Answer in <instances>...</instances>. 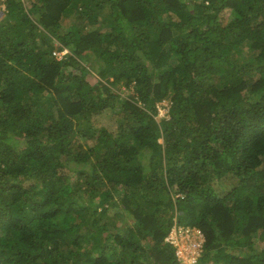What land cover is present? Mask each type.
I'll return each mask as SVG.
<instances>
[{
    "label": "trees",
    "instance_id": "1",
    "mask_svg": "<svg viewBox=\"0 0 264 264\" xmlns=\"http://www.w3.org/2000/svg\"><path fill=\"white\" fill-rule=\"evenodd\" d=\"M2 4L0 264H264V0Z\"/></svg>",
    "mask_w": 264,
    "mask_h": 264
},
{
    "label": "built area",
    "instance_id": "2",
    "mask_svg": "<svg viewBox=\"0 0 264 264\" xmlns=\"http://www.w3.org/2000/svg\"><path fill=\"white\" fill-rule=\"evenodd\" d=\"M4 0H0V6ZM68 50L64 49L59 53H67ZM56 53V52H55ZM185 236H192L189 244H185ZM167 242L173 244L175 247L176 255L181 264H197L199 257L203 252V243L205 236L203 232L195 227L178 225L176 223L170 233L167 235Z\"/></svg>",
    "mask_w": 264,
    "mask_h": 264
},
{
    "label": "rangeland",
    "instance_id": "3",
    "mask_svg": "<svg viewBox=\"0 0 264 264\" xmlns=\"http://www.w3.org/2000/svg\"><path fill=\"white\" fill-rule=\"evenodd\" d=\"M3 4L0 6L2 7ZM63 55V53H59L58 51H56L55 53V56L57 57H61ZM167 100L163 101V106H161L162 104L159 103L160 105V109H161V114H164L165 112H167V108L165 107H168V106H165L167 104ZM165 106V107H164ZM114 110L112 109H107L106 111H103L101 114L99 115H96L95 118H97L95 124L97 127L101 128V127H105L109 130H114V126H115V120H116V117L114 115ZM185 239V244H189L190 240L193 239L192 236H185L184 237ZM181 263V262H180Z\"/></svg>",
    "mask_w": 264,
    "mask_h": 264
},
{
    "label": "clouds",
    "instance_id": "4",
    "mask_svg": "<svg viewBox=\"0 0 264 264\" xmlns=\"http://www.w3.org/2000/svg\"><path fill=\"white\" fill-rule=\"evenodd\" d=\"M67 49V48H66ZM68 50V49H67ZM56 52V51H55ZM55 52H54V54H55ZM59 52V51H58Z\"/></svg>",
    "mask_w": 264,
    "mask_h": 264
}]
</instances>
